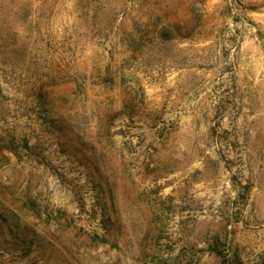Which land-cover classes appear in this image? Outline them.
<instances>
[{
  "label": "rangeland",
  "instance_id": "374dc122",
  "mask_svg": "<svg viewBox=\"0 0 264 264\" xmlns=\"http://www.w3.org/2000/svg\"><path fill=\"white\" fill-rule=\"evenodd\" d=\"M0 264H264V0H0Z\"/></svg>",
  "mask_w": 264,
  "mask_h": 264
}]
</instances>
